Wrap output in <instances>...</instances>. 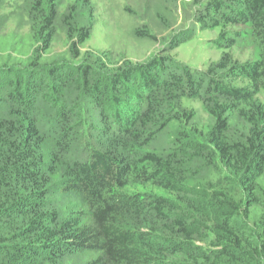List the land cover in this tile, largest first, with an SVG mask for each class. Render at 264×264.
<instances>
[{
    "label": "trees",
    "instance_id": "trees-1",
    "mask_svg": "<svg viewBox=\"0 0 264 264\" xmlns=\"http://www.w3.org/2000/svg\"><path fill=\"white\" fill-rule=\"evenodd\" d=\"M55 19L52 11L46 27ZM197 22L220 29L214 46L224 51L203 72L178 71L167 58L103 77L55 63H31L22 77L8 60L1 65L0 264H67L87 253L98 256L86 264H264V0H206ZM232 27L250 29L257 60L234 61L242 32ZM91 31L72 44L76 58ZM185 99L213 121L207 162L227 173L199 190L188 187L194 165L185 146L140 152L177 120ZM42 106L54 110L50 119ZM83 110L98 134L84 162L70 158ZM137 186L165 194L132 192ZM75 192L90 210L66 216L57 198Z\"/></svg>",
    "mask_w": 264,
    "mask_h": 264
},
{
    "label": "rangeland",
    "instance_id": "rangeland-1",
    "mask_svg": "<svg viewBox=\"0 0 264 264\" xmlns=\"http://www.w3.org/2000/svg\"><path fill=\"white\" fill-rule=\"evenodd\" d=\"M206 0H0V68L6 62L26 77L28 69L35 70L31 63L42 69L51 63L67 66L70 70L85 66L92 68L101 77L111 75L125 66L147 64L155 58H167L174 69L182 71L188 67L192 72H203L212 63L220 61L224 51L216 49L214 41L220 29L214 31L201 27L197 22ZM56 11L51 27L44 20ZM92 27L90 39L76 49L81 55L76 58L72 44L78 41L80 30ZM53 32L50 49L45 40ZM241 31L242 38L231 51L234 61L257 60L260 49L246 27H232ZM70 35H75L70 39ZM179 47L174 48L173 45ZM95 69V70H94ZM172 69V70H174ZM79 77H73V82ZM237 87L249 86L248 81L239 80ZM75 97V94H73ZM264 103V93L259 95ZM81 103L85 109L84 104ZM44 115L54 110L41 107ZM192 115L187 119L183 110ZM177 114L163 131H158L154 140L140 148L142 155L157 153L168 155L174 148L185 146L187 156L193 161L188 187L204 189V183L227 175L214 164H208L213 151L208 147L207 134L213 121L204 112L200 102L185 99ZM90 110V109H89ZM82 111L84 125H77L79 132L72 146L70 158L86 161L98 146L97 133L91 128L90 118ZM90 124V125H89ZM236 132L244 130L240 122L234 123ZM234 131V133H236ZM238 135V134H237ZM198 156V158H196ZM212 162V161H211ZM131 191L153 192L150 186H137ZM59 211L66 216L71 213H88L89 206L81 193H71L57 198ZM98 254L87 253L68 259L67 264H86Z\"/></svg>",
    "mask_w": 264,
    "mask_h": 264
}]
</instances>
